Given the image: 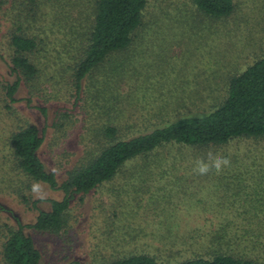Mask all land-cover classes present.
I'll list each match as a JSON object with an SVG mask.
<instances>
[{
  "label": "trees",
  "instance_id": "trees-1",
  "mask_svg": "<svg viewBox=\"0 0 264 264\" xmlns=\"http://www.w3.org/2000/svg\"><path fill=\"white\" fill-rule=\"evenodd\" d=\"M149 1L0 0V61L12 76L11 81L0 82V195L13 196L35 212L25 224H11L0 215V264H40V251L24 229L62 234L74 196L81 198L124 168L131 180L173 181L179 179L176 173L183 172L185 181L219 180L233 191L222 200V213L211 211V216L201 217V225L198 221L185 225L186 230L172 234L171 246L160 245L157 254L117 250L93 264H264V56L229 77L223 93L208 91V100L198 111L155 104L148 116L156 125L124 133L117 122L127 109L117 106L115 88L109 91L123 72L114 68L105 72L101 65L132 43ZM186 1L214 19L228 15L233 6L232 0ZM95 72L108 90L98 106L102 116L95 128L86 125L88 144L57 181L38 151L45 128L52 129L54 138L62 136L71 124L70 115L57 113L39 131L20 119L15 104L22 99L29 102L57 75L69 78L78 99L85 79ZM99 84V91H105ZM21 86L28 97L17 96ZM103 94L97 90L95 95ZM37 109L47 118L45 107ZM209 150L227 156L230 166L220 174H194L195 161ZM34 181L61 193L58 199H48L47 210L28 197ZM7 210L0 202V212Z\"/></svg>",
  "mask_w": 264,
  "mask_h": 264
},
{
  "label": "rangeland",
  "instance_id": "rangeland-1",
  "mask_svg": "<svg viewBox=\"0 0 264 264\" xmlns=\"http://www.w3.org/2000/svg\"><path fill=\"white\" fill-rule=\"evenodd\" d=\"M232 1L230 13L218 19L199 14L186 0L147 3L138 35L116 53L109 64L101 65L105 72L113 68L114 72H123L115 78L119 84L112 83L116 87L109 91L115 88L119 96L117 106L127 109L117 122L122 124L124 133L156 125L157 121L148 116L155 104L181 107L183 112L198 111L208 100V91L223 93L229 77L264 56V0ZM91 76L85 79L78 99L73 96L69 78L57 75L29 97V102L22 99L15 104L20 119L34 124L39 131L49 125L57 113L70 115L71 124L62 136L59 133L54 138L52 129L45 128L38 151L46 169L57 170V181L64 178L65 170L88 144L90 133L88 130L87 134L85 127L91 124L95 128L102 116L98 106L100 98L108 93L107 85L96 72ZM11 80L6 65L0 61V82ZM99 81L105 91H99ZM97 90L104 94L96 96ZM17 96H29L24 86ZM178 96L181 98H176ZM37 106L46 108L47 118ZM182 173H176L179 179L173 181L143 182L131 180L129 170L124 168L112 180L101 183L81 198L74 196L68 209L66 231L62 234L30 228H25L24 232L40 251V264H70L71 261L93 264L109 258V254L117 250H149L157 254L160 245L164 249L171 246L172 234L186 230L185 225L200 222L203 215L222 213V200L233 191L230 185L222 187L219 180L204 184L202 179L185 181ZM171 185L174 187L170 188ZM44 188V199H36L31 192L28 197L36 201L38 208L47 210L48 199H58L61 193L46 185ZM237 194L243 196L241 192ZM0 202L8 209L0 212L3 220L11 224L33 220L35 212L13 196L0 195ZM111 211L116 212L115 217Z\"/></svg>",
  "mask_w": 264,
  "mask_h": 264
},
{
  "label": "clouds",
  "instance_id": "clouds-1",
  "mask_svg": "<svg viewBox=\"0 0 264 264\" xmlns=\"http://www.w3.org/2000/svg\"><path fill=\"white\" fill-rule=\"evenodd\" d=\"M231 161L227 156L209 150L205 157L198 158L195 161V167L192 169L193 173L196 175L204 176L208 175L210 172L215 174H220L224 168L230 166ZM53 173H56V169H52ZM30 192L36 199L45 198V188L44 183L41 181H34L30 186Z\"/></svg>",
  "mask_w": 264,
  "mask_h": 264
}]
</instances>
